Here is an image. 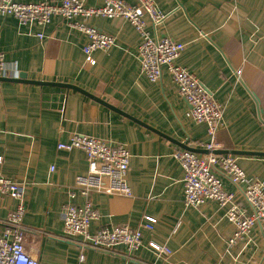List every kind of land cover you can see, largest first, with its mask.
Instances as JSON below:
<instances>
[{
  "label": "crops",
  "instance_id": "crops-1",
  "mask_svg": "<svg viewBox=\"0 0 264 264\" xmlns=\"http://www.w3.org/2000/svg\"><path fill=\"white\" fill-rule=\"evenodd\" d=\"M156 3L171 14L157 35L185 45L177 64L194 73L223 106L215 153H264V0ZM87 5L101 2L87 0ZM87 24L116 39L110 50L93 53V65L85 64L86 37L60 17L44 27L0 19V52L18 75L70 84L109 105L71 89L0 82V177L24 186L26 251L39 264H264L260 225L230 245L235 227L226 218L227 208L211 200L197 208L183 203V170L174 154L194 142H207V126L192 120L191 106L179 96L168 70L156 83L141 73V38L130 23L92 17ZM72 134L122 143L129 150L132 197L93 193L91 202L100 217L90 233L123 225L134 230L146 217L154 218L153 229L142 230L143 245L131 255L133 261L122 245L115 246L120 255L112 256L81 250L63 238L62 209L84 203L78 193L71 194L76 177L88 172L84 151L58 148ZM201 151L200 156L206 155ZM233 156L250 182L264 185V156ZM218 175L225 190L235 193V203L251 213L243 193ZM16 204L0 195V221ZM4 228L0 222V235ZM151 242L170 254L155 252Z\"/></svg>",
  "mask_w": 264,
  "mask_h": 264
},
{
  "label": "built area",
  "instance_id": "built-area-1",
  "mask_svg": "<svg viewBox=\"0 0 264 264\" xmlns=\"http://www.w3.org/2000/svg\"><path fill=\"white\" fill-rule=\"evenodd\" d=\"M100 6H88L87 0H60L57 2H19L0 0V19L15 18L22 25L44 27L54 18L64 19L68 26L86 37L83 48L85 64L93 65V53L108 51L115 46L116 39L87 24L92 17L122 19L130 23L139 33L141 43L138 58L141 73L153 83L162 78L163 69L168 70L179 96L190 106V116L196 123L207 126L208 141L194 142L191 148L206 150L208 154H199L179 150L174 158L183 170L185 207L197 208L206 201L217 202L219 208H227L226 218L235 227L230 245L244 240L251 230L260 225L264 231V185L250 182L245 172L231 154L219 155L216 136L223 126V106L214 98L213 93L186 68L177 64L185 45L169 37H159L157 31L171 16L161 11L156 0H133L127 4L123 0H99ZM151 26V31L148 27ZM40 40L45 37L40 34ZM0 76L16 78L18 72L11 68L0 52ZM60 150L79 149L86 153L88 172L75 179L74 192L83 199L82 205L66 204L61 212L63 238L72 242L81 250H95L104 254L120 255L115 246L126 248L129 260L131 255L143 245V229L152 230L156 220L146 217V222L132 230L128 225L112 226L90 233L91 224L100 215L93 208L91 195L101 193L112 196L132 197L127 181L130 153L125 144L108 142L93 136L72 134L67 143L58 145ZM53 171V168H51ZM221 174L236 186L244 196L251 213L235 203V193L226 191ZM0 195L13 198L17 204L12 213L0 222L5 228L0 235V264H39L24 247L23 218L26 212L24 186L6 177H0ZM149 247L158 253L170 254V251L154 242ZM84 256L80 255L82 261Z\"/></svg>",
  "mask_w": 264,
  "mask_h": 264
},
{
  "label": "water",
  "instance_id": "water-1",
  "mask_svg": "<svg viewBox=\"0 0 264 264\" xmlns=\"http://www.w3.org/2000/svg\"><path fill=\"white\" fill-rule=\"evenodd\" d=\"M0 82H14V83L36 84V85H40V86H56V87H60V88L71 89V90L80 92V93H82V94H84V95L96 100L97 102H100L102 104H105V105L109 106L104 101L96 98L92 94H89L88 92L82 90L79 87H76V86H73V85H70V84H57V83H48V82H40V81H31V80H28L26 74H23V73H20L17 78H7V77H1L0 76ZM112 109L115 110V111H118L116 108H112ZM183 149L187 150V151H190V152H193V153H196V154L202 153V151H201L202 149H194V148H191L189 146H184ZM206 154H208V152ZM216 154H218V153H216ZM228 154H233V155H235V154H238V155L247 154V155H255V156H264V153H252V152H226L225 155H228Z\"/></svg>",
  "mask_w": 264,
  "mask_h": 264
},
{
  "label": "rangeland",
  "instance_id": "rangeland-1",
  "mask_svg": "<svg viewBox=\"0 0 264 264\" xmlns=\"http://www.w3.org/2000/svg\"><path fill=\"white\" fill-rule=\"evenodd\" d=\"M18 1V0H17Z\"/></svg>",
  "mask_w": 264,
  "mask_h": 264
}]
</instances>
